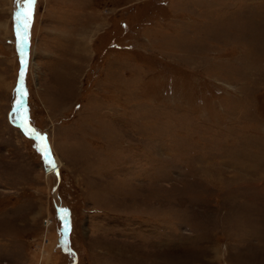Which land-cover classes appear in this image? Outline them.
<instances>
[{
  "label": "rangeland",
  "instance_id": "374dc122",
  "mask_svg": "<svg viewBox=\"0 0 264 264\" xmlns=\"http://www.w3.org/2000/svg\"><path fill=\"white\" fill-rule=\"evenodd\" d=\"M16 1L0 264H264V0Z\"/></svg>",
  "mask_w": 264,
  "mask_h": 264
},
{
  "label": "water",
  "instance_id": "95a60500",
  "mask_svg": "<svg viewBox=\"0 0 264 264\" xmlns=\"http://www.w3.org/2000/svg\"><path fill=\"white\" fill-rule=\"evenodd\" d=\"M23 2H22V0H21V4H22ZM16 4H17V7H18V9H19V13H20V6H21V4H20V0H17L16 1ZM18 18H19V21L21 20V23H23L24 24V26H25V21H24V17H23V15L21 16V14L20 15H18ZM18 25H19V22H18ZM19 29H20V27H19ZM24 28H22V30H23ZM25 29L27 30V27H25ZM22 32V31H21ZM21 42H22V39H21ZM20 55H21V60H22V63H23V65L25 64V62H26V58H27V48L25 47V45H22V48H20ZM18 91H20V93H19V95H20V97H21V101H22V103H24V99H22L23 98V93H22V79H21V77H20V79H19V81H18ZM50 166L52 167V166H54V164L53 163H50ZM63 220V219H62ZM63 223H65L64 225H65V227H66V234L68 233V230H69V223H67V222H65V221H63Z\"/></svg>",
  "mask_w": 264,
  "mask_h": 264
},
{
  "label": "snow or ice",
  "instance_id": "6c2138e0",
  "mask_svg": "<svg viewBox=\"0 0 264 264\" xmlns=\"http://www.w3.org/2000/svg\"><path fill=\"white\" fill-rule=\"evenodd\" d=\"M35 3L36 0H23V4L18 15L22 14L25 17L26 21L30 20L34 11ZM25 27H27V23H25ZM32 131L35 132V129H32ZM49 163H52V161H50Z\"/></svg>",
  "mask_w": 264,
  "mask_h": 264
},
{
  "label": "bare ground",
  "instance_id": "6f19581e",
  "mask_svg": "<svg viewBox=\"0 0 264 264\" xmlns=\"http://www.w3.org/2000/svg\"><path fill=\"white\" fill-rule=\"evenodd\" d=\"M24 41H26V38L24 39ZM23 82V81H22ZM25 94V93H24ZM22 99H26L24 96H23V98ZM50 158V157H49ZM51 160V159H50ZM54 160V159H53ZM52 161V160H51ZM56 161L54 160V161H52V163L54 164V166H52V167H54V168H52L54 171H56V169H57V167H58V165L55 163ZM59 166L61 167V165L59 164ZM54 173V172H53Z\"/></svg>",
  "mask_w": 264,
  "mask_h": 264
}]
</instances>
